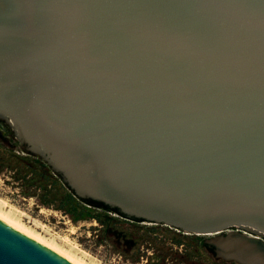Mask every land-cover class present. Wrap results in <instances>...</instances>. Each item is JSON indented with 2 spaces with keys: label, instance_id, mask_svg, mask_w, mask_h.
Masks as SVG:
<instances>
[{
  "label": "water",
  "instance_id": "water-1",
  "mask_svg": "<svg viewBox=\"0 0 264 264\" xmlns=\"http://www.w3.org/2000/svg\"><path fill=\"white\" fill-rule=\"evenodd\" d=\"M0 113L81 199L264 233V0H0ZM0 264L73 263L0 221Z\"/></svg>",
  "mask_w": 264,
  "mask_h": 264
},
{
  "label": "rangeland",
  "instance_id": "rangeland-1",
  "mask_svg": "<svg viewBox=\"0 0 264 264\" xmlns=\"http://www.w3.org/2000/svg\"><path fill=\"white\" fill-rule=\"evenodd\" d=\"M5 128L13 132L19 144H13L11 152L5 156L8 167L0 168V211H4V214L8 212L12 219H18L16 221L21 220V225L26 229L30 228L32 233L35 231L34 234L37 233L42 239L53 242L64 251L74 253L85 264H161L162 256L170 252V249L186 254L190 261L203 264H243L218 253L215 246L225 252L226 245L237 242L241 237L259 239L264 245V233L250 230L246 225L227 226L203 236L186 234L163 223L131 218L105 202L94 199H89L93 202L91 205L78 200L73 202L74 210L71 213L66 212V209H59L58 203L47 205L42 194L28 190L17 179L16 170L11 169L20 163L19 156L28 159L30 163L31 156L25 153L41 157L61 177L63 183L70 189L73 187L50 163L49 156L41 146L19 136L9 118L0 113V137L6 134ZM1 146L0 143V154L3 153ZM179 239L182 246H176ZM216 239L220 241L215 243ZM204 243L213 249V254L203 247ZM169 258L165 257L167 262Z\"/></svg>",
  "mask_w": 264,
  "mask_h": 264
},
{
  "label": "trees",
  "instance_id": "trees-1",
  "mask_svg": "<svg viewBox=\"0 0 264 264\" xmlns=\"http://www.w3.org/2000/svg\"><path fill=\"white\" fill-rule=\"evenodd\" d=\"M5 129L6 134L0 137V143L2 144L1 147L3 151V153L0 154L1 169L8 167L5 163V156L7 153L11 152L13 144H19L18 141H16V139L14 138L13 132L8 128ZM25 154L31 156L32 163H30L28 159H24L23 157L19 156L18 159L20 160V163L16 167L11 169L16 170L17 179L21 180L23 182V185L28 190L32 189L33 192L38 191L39 193H41L43 198L46 199L47 205L58 203L59 209H66V212L71 213V211L74 210L73 202L77 200L87 205H91L93 203L90 200L81 199L80 197H78L68 185L61 181V177L57 173H54L51 167L41 157L32 155L28 152ZM27 162H29L30 164H27ZM34 166H36L37 170L36 168H34ZM29 170H31V172ZM59 182L62 183L59 184ZM60 192H62L61 195ZM99 223L102 225L100 221ZM109 231L111 233H114L113 230ZM176 244V246H182V241L179 239ZM203 247L210 254H213V249L209 245L204 243ZM170 252H167L166 255L162 256L163 258L160 260L161 264H203L195 260L190 261V259L187 258L188 256L186 254H179L178 251H173L172 249H170ZM167 256L170 257L169 262H167V260L165 259V257Z\"/></svg>",
  "mask_w": 264,
  "mask_h": 264
},
{
  "label": "bare ground",
  "instance_id": "bare-ground-1",
  "mask_svg": "<svg viewBox=\"0 0 264 264\" xmlns=\"http://www.w3.org/2000/svg\"><path fill=\"white\" fill-rule=\"evenodd\" d=\"M1 206H3V205H1ZM7 213L4 214V211L3 212L0 211V221L7 224L9 227L13 228L14 230L18 231L19 233H21V234L27 236L28 238L34 240L35 242L41 244L43 247L47 248L48 250L54 252L55 254L61 256L64 259L68 260L69 262H71L73 264H85L83 262V260L81 261L79 258H77V255H75L74 253L67 252V251H64L63 249H60L53 242H51V241L48 242L44 238L42 239L41 237L37 236V233L35 235L34 234L35 231H33L34 233H32L31 232L32 230L29 231L30 228L26 229L23 225H21V220H20V222L16 221L18 219H16L15 217L14 218L16 220L12 219L13 217L11 218L10 215ZM219 241H220L219 239H216L214 242L217 243ZM244 254H245V257L248 258V260L259 261V259L263 258V256H264V250H262L260 247L255 246V247H252V248L244 251Z\"/></svg>",
  "mask_w": 264,
  "mask_h": 264
}]
</instances>
